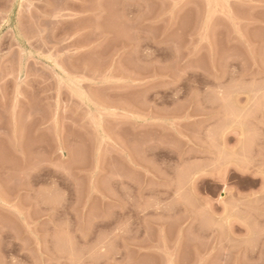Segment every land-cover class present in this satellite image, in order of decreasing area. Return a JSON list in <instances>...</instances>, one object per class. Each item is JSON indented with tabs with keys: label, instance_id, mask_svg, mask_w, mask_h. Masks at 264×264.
Masks as SVG:
<instances>
[{
	"label": "rangeland",
	"instance_id": "obj_1",
	"mask_svg": "<svg viewBox=\"0 0 264 264\" xmlns=\"http://www.w3.org/2000/svg\"><path fill=\"white\" fill-rule=\"evenodd\" d=\"M0 264H264V0H0Z\"/></svg>",
	"mask_w": 264,
	"mask_h": 264
}]
</instances>
